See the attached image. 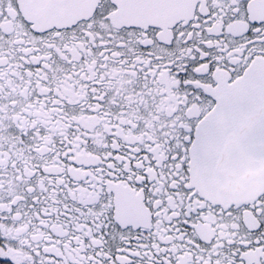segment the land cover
<instances>
[{"label":"snow or ice","instance_id":"snow-or-ice-1","mask_svg":"<svg viewBox=\"0 0 264 264\" xmlns=\"http://www.w3.org/2000/svg\"><path fill=\"white\" fill-rule=\"evenodd\" d=\"M0 264H264V0H0Z\"/></svg>","mask_w":264,"mask_h":264}]
</instances>
